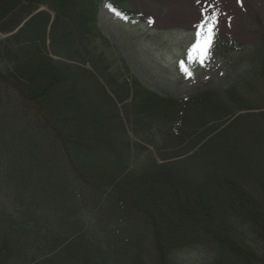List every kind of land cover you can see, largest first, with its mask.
<instances>
[{"label":"trees","instance_id":"16d2710c","mask_svg":"<svg viewBox=\"0 0 264 264\" xmlns=\"http://www.w3.org/2000/svg\"><path fill=\"white\" fill-rule=\"evenodd\" d=\"M111 1L117 7L126 3ZM102 2L0 0L1 34L12 33L40 6L54 13L48 37L51 17L44 12L31 18L15 35L0 40V138L11 115L15 122H26L32 133L31 144L37 150L31 160L39 180L57 196H74L77 213L91 202L84 223L59 243L64 255L60 264H69L72 256L65 250L87 234L91 214L99 211L107 228L121 232L133 229V233L127 238L119 234L114 248L119 257L114 261L93 263L87 253L80 264H185L182 258L193 249L191 238L197 230L218 243L209 251V262L201 264H264V114L246 117L234 112L235 107L257 110L251 108L254 99L241 96L253 97V85L244 82L223 93L208 88L182 100L148 91L128 76L127 69L115 68L99 50L100 42H104L97 27ZM48 38L55 56L79 65L50 58ZM56 47H70L73 55H62ZM234 48L223 42L213 51L215 55L227 54ZM253 57L256 64L251 77L264 88V43ZM86 64L98 73L114 98L83 68ZM129 98L131 102L123 112L140 143L156 149L162 144L180 148L171 154L174 158L200 145L198 150L172 164L156 165L150 159L139 168L146 149L130 142L115 103ZM247 118L263 123L261 127L249 126L257 128L255 136L223 140L232 130L244 133L250 124ZM15 128L19 143L24 145L27 136L22 137L25 133L20 125ZM209 149L216 152L219 162L228 156V171L213 167L200 177L199 184L174 178L170 168ZM256 150V162L243 158L246 151L256 158ZM248 163H252L250 170ZM4 180L0 179V189L10 182ZM251 180L258 186H252ZM38 186L39 181L26 189L27 193L36 194ZM8 208L12 209V203L1 196L0 215ZM13 259L8 246L0 242V264H13Z\"/></svg>","mask_w":264,"mask_h":264},{"label":"rangeland","instance_id":"374dc122","mask_svg":"<svg viewBox=\"0 0 264 264\" xmlns=\"http://www.w3.org/2000/svg\"><path fill=\"white\" fill-rule=\"evenodd\" d=\"M124 8L131 14H138V19L132 23L120 21L104 8L100 9L98 17V28L105 40V43H100L101 51L110 62L115 63V68L127 69L128 76L136 79L148 91L173 99L185 98L208 88L226 90L231 85L238 86L249 80L253 85V97L249 98L245 93L241 96L250 101L254 99V107L251 108H264V88L251 77L255 61L249 57L242 58V54L236 51L237 54L221 58L213 64H209L208 59L203 65L188 60L189 49L195 43L196 25L204 19L202 11L209 18L213 13L216 14V32L221 41H234L246 48L247 56L250 55L252 48L260 47L264 38V0H126ZM56 48L62 55H73L70 47ZM79 53L82 54V50ZM181 62L184 68L181 67ZM94 75L106 90L98 73ZM94 88L98 91L97 86ZM262 113L264 114V110L247 111L241 115L251 117ZM121 114L124 118L123 112ZM15 120L11 115L8 128L0 138V169L4 171L0 174V179L10 181L2 185L0 192L1 196L12 203V209L9 211L8 208V212L0 215V242L5 243L12 252L13 264H60L64 255L59 243L84 223L85 216L91 211V202L77 213L74 196H57L39 180L36 175L38 169L32 168L31 156L37 150L30 141L31 130L26 122ZM123 121L127 130L131 131L125 119ZM246 121L250 122L247 128L250 125H263L261 121L253 123L249 118ZM15 125L21 126L25 133L23 138L27 136L24 145L19 143ZM256 133L257 128L251 126L244 133L232 130L221 137L231 141L243 135L255 136ZM130 142L133 143L134 140L130 139ZM148 147L145 156L155 155L153 158L159 164L157 151L152 146ZM171 151L166 146L160 154L167 158ZM216 155L215 151L211 152L209 149L196 159L170 168V172L174 178L179 177L186 183L199 184L200 177L202 179L213 167L214 170L228 171V156H224L219 162ZM254 156L253 159L256 160L257 150L256 158ZM169 162L171 161L164 163ZM142 163L139 168L148 164V160H143ZM37 181V192L30 196L26 189L35 186ZM88 224L87 234L65 250V253L70 252L72 256L69 264H80L81 257H86L87 253V259L93 263L114 261L119 257L114 251L116 239L120 235L123 238H127V235L130 237L133 233V229L121 232L107 228L100 211L91 214ZM207 242L209 247L216 246ZM208 254L206 249L198 247L190 250L182 259L185 264H200Z\"/></svg>","mask_w":264,"mask_h":264},{"label":"snow or ice","instance_id":"6c2138e0","mask_svg":"<svg viewBox=\"0 0 264 264\" xmlns=\"http://www.w3.org/2000/svg\"><path fill=\"white\" fill-rule=\"evenodd\" d=\"M201 15L204 16V19L200 24L196 25L197 31L194 34L195 43L189 49L188 60L189 62L195 61L203 65L205 60L208 59L210 55V50L216 35V24L218 23V18L215 13H213L211 18L206 16L203 11ZM149 22L151 23V21ZM181 67L184 68L183 62H181Z\"/></svg>","mask_w":264,"mask_h":264}]
</instances>
